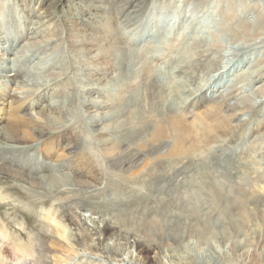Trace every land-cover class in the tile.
Segmentation results:
<instances>
[{"label":"rangeland","instance_id":"rangeland-1","mask_svg":"<svg viewBox=\"0 0 264 264\" xmlns=\"http://www.w3.org/2000/svg\"><path fill=\"white\" fill-rule=\"evenodd\" d=\"M33 7H36L34 12L28 11ZM1 8L4 14L0 16V85H3L0 90L11 91L13 86L4 83L3 78L6 69L16 67L21 70L23 78L19 86L13 87L15 93L19 89L25 91L24 83L28 82L30 89L41 88L38 92L48 97V103L52 98L54 105L57 101L63 102L64 115L68 120L63 133L68 140L77 135L81 138L74 158L77 162L82 161L79 165L81 171L96 167L101 181L92 188H81L71 182L73 185L68 184L62 189V194H57L17 178L0 176V194L9 197L0 202V264L46 263V243L52 230L45 221L48 210H53L59 220L72 212L75 216H83L84 225L91 228L92 218L97 217V212L119 213L122 210L140 209L139 213L147 211L142 217L143 224H147L153 212L172 203L179 207V216L170 223L176 227V221L183 225L190 222L182 217L188 216L192 209L190 207L194 201L189 197L196 192L200 196H207L208 200V191L211 190L224 194L218 204L221 207L217 209L213 206L210 211H205L203 207L202 210L205 215L214 213L204 219L217 236L210 239V244L193 245L187 242L184 250H173L175 257L191 254L202 264H225L233 258L232 245L241 247L255 242L258 236L264 234V223L260 218V213L264 212V145L256 141L257 135L252 131L255 119L264 114V0H0ZM43 12L53 16V22L44 16L36 18ZM37 20L46 22H39L35 27ZM221 25L229 27L232 32L225 31ZM33 27L35 30H31ZM37 31L39 34L33 37L32 34ZM71 38L78 41L77 47L71 45ZM91 41L96 42V49L102 48L101 54L105 52L101 60L109 63L108 68L100 72L94 71V61L91 60L92 65L88 66L90 59L85 50ZM194 41L204 43L200 47L194 45V51H189L194 62L174 72L176 52ZM76 51L85 55H78ZM210 59L211 63L206 65ZM196 61L201 62L195 64ZM237 85L238 89H235ZM227 88L237 91L228 89L227 92ZM223 90L226 94L233 93L228 96L234 97L230 100L232 103L237 100L241 109L245 106V111L236 112V117L245 121L243 127L228 136L200 125L204 119L201 116V123L198 124L196 120H199V114L190 109L192 100L198 95L211 94L212 91L225 92ZM252 103H256L254 112L248 107ZM174 117L188 124L193 120L197 122L195 130L198 131H193L201 135L200 138L189 133V136L184 134L186 141L180 136L179 142L188 147L202 141L200 149L191 151V154L164 155L170 141L162 139L155 142L153 130L162 121L168 137L173 138L175 133L171 120ZM179 123L184 121L179 120ZM205 124L209 123L205 121ZM180 126L187 130L185 123ZM94 127L105 128L104 136L128 144L129 153L122 158L123 162L113 166L114 170L110 168L114 164L110 165V157L103 148L99 147L98 153L93 151L92 144H100ZM208 131H211L210 134ZM214 132L218 135L215 136ZM53 134L56 132L49 136ZM38 145L22 146L1 141L0 156L7 160H18V165H23V162L33 164V170L46 169L42 161L32 158L38 155ZM30 154L32 157L27 158ZM105 159L107 163H103ZM145 159L148 165L144 170L139 168L131 171L135 173L137 170L135 174H124L125 169ZM6 162L11 164L10 161ZM51 164V174L56 179L64 180L72 175L69 169H59L60 163ZM14 170L18 171L19 168ZM236 189L252 196L244 206L246 220H242L232 207L233 202L239 206L234 193L227 192ZM228 206H231L230 209ZM65 223L70 228L66 231L76 233L74 247L78 252L102 255L103 262L97 261L96 264H121L120 259L136 255L132 239L123 237L108 236L107 242L103 237L102 246L107 249L101 247L100 251L92 250L94 245L91 240L78 235L79 226L70 223L68 218ZM105 234L108 235V232L105 231ZM98 238L94 237L93 242L99 243ZM19 243L34 247L35 254L29 261L14 254L11 247ZM110 250L122 254V258L118 253L108 254ZM258 259L264 264V256L257 257L254 264H262ZM76 261L78 263L79 258Z\"/></svg>","mask_w":264,"mask_h":264},{"label":"bare ground","instance_id":"bare-ground-1","mask_svg":"<svg viewBox=\"0 0 264 264\" xmlns=\"http://www.w3.org/2000/svg\"><path fill=\"white\" fill-rule=\"evenodd\" d=\"M35 9H36V7H33L32 10H28V11L34 12ZM2 14H4L3 8H1V10H0V16ZM45 14H47V13H44V12L40 13L37 15L38 17H36V18L41 19L44 16V18H46V20H49L47 18H51V21H52L53 16L45 15ZM226 17H227V15H226ZM46 20L35 21V27H36V24H38L39 22L42 24V22L43 21L46 22ZM230 21H232V20H230ZM222 25H221L222 29H225V31H228V32H232V29H229V27H225ZM260 26H261V24H260ZM74 28H76V27H74ZM222 29H220V30H222ZM31 30H35V28L33 27ZM41 31H43V30H41ZM37 34H39V31L35 32L32 35L34 37V35L36 36ZM225 34H228V33L226 32ZM234 34L236 35L235 32H234ZM44 35H45V33H44ZM84 39H85V37H84ZM91 42L92 43H89L86 45V47L87 46L88 47H87V50H85L86 51L85 54H86L87 58L90 59V61H89L90 63L88 66H90L91 60H92V61H94V64H93V67L95 68L94 71L100 72L103 69H107L109 66V63L101 60L102 57L104 58L105 52L103 54H101L102 48L96 49L94 46V44H96V42L95 43H93V41H91ZM255 43H257V42H255ZM35 45H37V44H33V46H35ZM71 45L74 47H77L79 44L75 38H71ZM194 45H197L198 47H200V46H204V43L202 41H198L197 43H195V41H194L191 45L189 43H187V45H185L184 47H182L180 50H178L176 52V54H175L176 57L174 58V63H173L174 72L178 71L177 69L180 67H183L184 65L185 66H187V64L192 65L191 63L194 62V57L192 56V53L189 54V51H194ZM78 49H80V48H78ZM20 50H22V49H20ZM77 53H79V51ZM196 53H195V55H196ZM80 54H81V52L78 55H80ZM82 54H84V53H82ZM1 55L6 56L5 54H1ZM204 60H205V57H204ZM211 60L212 59H210L209 61H206V65L211 63ZM200 62L201 61H199L197 63V61H196L195 64H199ZM200 65H202V64H200ZM17 67H18V65H17ZM7 70L8 69L5 70L6 73L4 75V78H3L4 81L3 82L8 83L9 86H11V85L13 87H15V85L19 86L21 83V80L23 78L21 70L19 68H16V67H14L8 71ZM54 77H56V75ZM101 79L102 78H100L99 80H101ZM53 82H54V80H53ZM258 82H259V80H258ZM106 83H108V82H106ZM33 85H34V82H33ZM42 85L44 86V83ZM0 86H3V85H0ZM24 86H25V89L23 88V90H25V91H22L21 89H19V90H21V92H19V90H17L16 93H15L16 90H13V87L10 88L11 91H9V92H7V90L6 91H2V89L0 90V142L1 141H8V142H12L15 144H20L22 146H30L32 144H38L39 143V145L37 146L38 155H35V157H32L30 154L29 156H27V158L32 157L34 159H38V160L42 161L43 165H44V167H46V169H36L35 168L36 170H33V167H34L33 164H28L26 162H23V165H18L17 164L18 160L16 161L13 158H11L10 160H7V159H4L0 156V176L1 177H12L15 179L17 178V179H19L25 183L30 184L31 186L39 185L43 190H49L50 192H56L57 194L58 193L62 194V189L65 188V186H67L68 184H72L71 182H75V184H77L78 187H81V188L85 187V186H88V188L89 187L92 188V187L96 186L101 181V175L99 174L98 169L96 167L92 166V167H87L86 172L84 170L81 171V169L79 168V165L81 164L82 161L81 162L79 161L80 162L79 163L74 158V156H75L74 154H76V151L78 150L77 146L79 143V139H81L80 136L77 135L76 138L68 140L66 137V134L63 133V129L66 126L67 121H68L65 117L66 114L64 115L65 104L63 102L57 103L58 102L57 101L56 104L54 105L55 102H54L53 98H52V101L49 100L51 102L48 103V101H47L48 97L45 94L38 92L41 88L40 89L39 88L30 89L29 88L30 85L28 82L24 83ZM225 87H228V86H225ZM260 87H262V86H260ZM152 88L153 87H151V89ZM228 89H230V88H227V90ZM235 89H238V85H237V88H235ZM235 89H232V90H235ZM225 90H223V91H225ZM236 91L237 90H235L234 92H236ZM227 92H229V90ZM53 93H54V91H53ZM230 94L229 93L226 94V91L225 92L212 91L211 94L202 93V95H198L197 97H195V99L192 100L193 102L190 106V109L194 110L196 112V114H199L198 119L200 118V116H201V119L204 118V119H202V124H200L201 123L200 119L196 120L197 122H199L198 124L204 125L205 128L209 127L211 129V131H216V132L221 131L218 133H222L224 135L225 134L226 135L231 134V133H234V132H237L238 130H240V128L243 127L245 121L239 120V118L236 117V112H237V114L240 112L242 113L243 111H245V106H244V108L241 109V106L237 105L238 104L237 100L236 101L234 100L235 102L232 103L230 100L234 97L229 98L228 96H230ZM227 98H229V99H227ZM49 99H51V98H49ZM199 100L202 104L199 102ZM239 101H240V99H239ZM259 102H260V100H259ZM256 103H254V104L252 103V105L248 106V107H250L249 109L253 110V112L256 110ZM261 105H262V103H261ZM246 110H247V108H246ZM252 110H249L248 112H250V111L252 112ZM186 111H188V110H186ZM91 112H93V111H91ZM256 112H258V111H256ZM190 113H192V112H190ZM93 114H95V113H93ZM68 115L69 114H67V116ZM172 116H175V115H172ZM202 116H204V117H202ZM71 117H73V116H71ZM94 118H96V117H94ZM153 118L155 119L156 117H153ZM255 118H256V116H255ZM184 119H185V117H184ZM156 120H158V119L156 118ZM179 120L184 121L187 130L184 129L185 127L183 128L180 126V125H183L184 123L180 124ZM179 120L176 119V117H174V119L171 120V121H173V124H174V126L172 125L174 128V133H175L173 138L168 137L169 134H167L168 133L167 128L163 124L162 121L158 124L157 127H155V129H154L155 131L153 130V132H154L153 133V139L156 140V141L154 140L155 142L161 141L162 139H164L166 141L168 139L170 141V147H168V150L166 152H164V155H166V156H169V155L174 156L173 154H175V156H179L181 154L190 153L191 151L194 152L195 150H198V148L200 149L199 144L200 143L202 144V141H198V142H195V144H192L191 146L186 147L181 142H179L180 136H181V138H183L185 136L184 134H186V136H189L190 134H192V133L195 134L198 131L197 129H196L197 131L195 130V128H196L195 124L197 123L195 120H193L191 123L189 122V124L186 123V121L183 119H179ZM205 121L209 124L206 125ZM252 126H253L252 131H253L254 135H257V136H255V137H257L256 141H261L262 145H264V114H260V116L257 119H255V121L253 122ZM102 127L101 128L100 127H98V128L94 127L95 130L97 131V136L100 139L99 140L100 144L97 145L98 146L97 147L95 145V143H93L92 144L93 151L95 153H98L99 147L103 148L102 150L105 152V154L110 157L108 159V162H110V165L114 164V165L110 166V168L114 170L113 166H115L119 162H121L122 158L126 154L129 153V148H127L128 144H125L123 141L118 142L116 140H111L109 138V136H107V135L104 136L103 132H104L105 128H102ZM202 128H204V127H202ZM193 130H195L196 132ZM204 130L205 129H203V131ZM203 131H201V132H203ZM211 131H208V133ZM52 132H56V134H53V136H49V134ZM201 132H200V134H201ZM204 132H207V131H204ZM180 133H181V135H180ZM193 134H192V136H194ZM214 134H215V136L218 135L215 132H214ZM196 135L197 134H195V136ZM197 136L196 137L199 139L201 135L200 136L197 135ZM241 137H243V136H241ZM197 138H195V139H197ZM183 139L185 140V138H183ZM234 140H232V141L234 142ZM241 140H239V141H241ZM151 141H153V140H151ZM185 141H184V143H185ZM193 141H194V138H193ZM247 142H245V143H247ZM261 142L259 143L260 145H261ZM257 146H259L258 143H257ZM144 147H146V146H143L142 148H144ZM137 148L139 149L138 146H137ZM260 149H261V147H260ZM116 150L118 151V153H114ZM80 153H81V151H80ZM161 154L163 155V153H161ZM151 156H154V155H151ZM87 157L89 158V156H87ZM80 158H82V157L80 156ZM147 158H149V157H147ZM106 159H105V162H103V163H107ZM132 159H134V158H132ZM158 159H160V158H158ZM29 160H31V159H29ZM80 160H82V159H80ZM146 160L147 159H145L144 161H140L134 167L131 166V167L125 169L123 171L124 174L129 173L132 170L134 172V169L141 168V170H144L145 167L148 165V163H146L147 162ZM154 160H156V157L154 158ZM6 161H10L11 164L7 163ZM51 163H54V164L60 163L59 169H69L72 171V175H70L69 178L68 177L63 178L64 180L56 179L55 175L51 174L52 173V169L50 168V166L52 165ZM258 163H260V162H258ZM121 166L123 167V165H121ZM125 166H126V164H125ZM258 167H260V166H258ZM15 168H17V169L19 168V170L15 171L14 170ZM64 171H66V170H64ZM136 171H135V173H136ZM133 172H131L130 175L135 174ZM68 174H69V172H68ZM140 174H142V173H140ZM130 177H132V176H130ZM262 182L264 183V178H262ZM262 189H264V187ZM227 192L234 193L235 201L239 203V206H237V204L235 202H233L232 207L234 206L237 214L240 216V218L242 220L243 219L246 220V211L244 209V206L252 199V196L250 194H248L247 192H245L243 190H239V189H236L233 192L227 190ZM208 193H209L208 200H207V196L206 197L200 196L199 194H196V192H195V194H192L189 197L191 200L194 201L193 206L190 207L192 209H191L190 214L188 216L183 215L182 217L189 220L190 222L188 225H183V224H181V222L176 221L175 223H178V225L176 226L177 228L170 225V223L177 216H179V212H178L179 207L176 208L178 206V204L173 205L172 203H167L164 206H162V208L160 210H156V212H153V214H151L149 217V218H151V221H149L147 224H143V222H142L143 221L142 217L145 216V213L147 211H145V212L142 211L141 213H139L138 211L140 209H133L131 211H130V209L129 210H122L119 213H110L109 211H104V213L99 214L97 212V213H95L96 214L95 216H97V217L92 218L93 227H91V228L87 227V225H84L83 216H75L74 214H72L73 212L71 214H68L66 216L61 217L59 220L56 216V213L53 210H48V211L45 210L46 211V217H45L46 220L45 221L49 223V227L52 229L50 232L51 234H50L49 242L46 243L48 249H47V252L45 254V261H46L45 264H62V262H68L71 264L72 263L73 264H75V263L76 264H83V263L84 264H96L97 261L103 262V260H102L103 257H102V255H99L100 253L99 254L98 253L87 254L86 252H78L77 251L76 247H74V244H75L74 238L76 236V233H70L69 230L66 231V229L69 228V227L67 228V224L65 223L66 218H68L70 223H72L76 226H79L78 231H77V232H79V234H78L79 236H85L91 240V242L94 245L93 247H91L92 250L100 251L101 247L103 249L104 247L102 246V244H103L104 238H105V242H107L106 237H108V236L113 237V238L123 237L124 239H127V238L132 239V244H133L132 246L135 247V248H133V247L132 248L136 249L135 257L134 256L128 257L129 256L128 255L125 258H122V254H119L118 252H112L111 250L107 251V253L111 254V255H115L116 253H118L117 255L118 256L120 255V257L122 258L119 260L121 264H202L201 260L195 258L193 255L191 256V254H188L187 255L188 257L187 256L175 257L173 250H175L176 248L177 249L183 248V250H184V248L186 247L185 244H187V242L188 243L192 242L193 245L194 244H210V239L217 236L216 233L212 230V227L208 223H206V221L204 219L205 216L207 219L208 215L211 216L214 213L211 212L212 214L209 213L208 215H205L206 213L202 212V210H203V207H205V211H206V209L210 211V209H212L213 206L215 208L217 207V209L219 207H221L218 204H219V201L222 200V197L224 194L220 193L219 190H217L216 192L214 190H211V192L208 191ZM224 198H225V196H224ZM7 199H9V197L7 198V195L0 194V202L5 201ZM225 205L227 206V204H225ZM180 206H182V205H180ZM228 207L230 209L231 206H228ZM223 209H224V207H223ZM242 209H243V211H242ZM236 212H234L233 214H235ZM220 213H222V212H220ZM215 214H216V212H215ZM260 218H261V221L264 223V212L260 213ZM42 219H43V217H42ZM209 221H211V220H209ZM215 221H216V219H215ZM98 224H100V225H98ZM70 231H72V230H70ZM105 231L108 232V235L105 234ZM165 231L167 232V234L165 233ZM94 237H99L98 238L99 243L93 242ZM95 240H97V239H95ZM119 244H120V242H119ZM90 246H92V245H90ZM11 248H13L12 250L15 252L14 253L15 255L17 254V256L21 257V259H28V261H29L30 257L34 256V254H35L34 247L32 248L31 246L24 245L23 243L13 244V246ZM66 248H68V250ZM111 248H113V246ZM119 248H121V247H119ZM231 248H232V251L234 253L233 258L231 259L230 262H227L225 264H254L256 262L257 257L264 256V234L258 236L256 238L255 242H248L247 244H245L241 247H236L235 245H232ZM106 249L107 248H104L103 250H106ZM118 250H121V249H118ZM36 253H37V251H36ZM38 253H39V251H38ZM104 253H106V252H104ZM102 254H103V252H102ZM78 258H79V262L77 263L76 260ZM43 259L44 258H42V260ZM257 261H260V260L258 259Z\"/></svg>","mask_w":264,"mask_h":264}]
</instances>
